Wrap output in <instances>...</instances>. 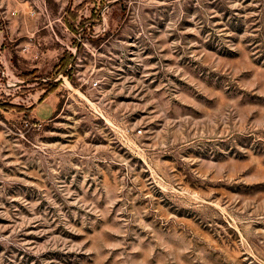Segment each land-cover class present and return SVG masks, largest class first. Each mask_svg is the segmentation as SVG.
I'll list each match as a JSON object with an SVG mask.
<instances>
[{
	"label": "rangeland",
	"instance_id": "374dc122",
	"mask_svg": "<svg viewBox=\"0 0 264 264\" xmlns=\"http://www.w3.org/2000/svg\"><path fill=\"white\" fill-rule=\"evenodd\" d=\"M0 264H264V0H0Z\"/></svg>",
	"mask_w": 264,
	"mask_h": 264
},
{
	"label": "trees",
	"instance_id": "16d2710c",
	"mask_svg": "<svg viewBox=\"0 0 264 264\" xmlns=\"http://www.w3.org/2000/svg\"><path fill=\"white\" fill-rule=\"evenodd\" d=\"M82 8V5H80V6H78L75 10H80ZM69 9L67 8V11H68ZM72 18L75 20L76 19V15H72ZM54 90V86H51L50 88H49V90H48V93L49 92H52Z\"/></svg>",
	"mask_w": 264,
	"mask_h": 264
},
{
	"label": "crops",
	"instance_id": "0c3cea01",
	"mask_svg": "<svg viewBox=\"0 0 264 264\" xmlns=\"http://www.w3.org/2000/svg\"><path fill=\"white\" fill-rule=\"evenodd\" d=\"M77 5H79V4H77ZM77 5H73L72 7H71V10H73ZM51 113L53 112V108L51 109V111H50Z\"/></svg>",
	"mask_w": 264,
	"mask_h": 264
},
{
	"label": "built area",
	"instance_id": "2783aa9c",
	"mask_svg": "<svg viewBox=\"0 0 264 264\" xmlns=\"http://www.w3.org/2000/svg\"><path fill=\"white\" fill-rule=\"evenodd\" d=\"M92 85L95 87L97 85V83H93Z\"/></svg>",
	"mask_w": 264,
	"mask_h": 264
}]
</instances>
